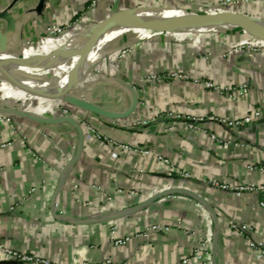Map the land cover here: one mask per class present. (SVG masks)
<instances>
[{
    "label": "crops",
    "instance_id": "1",
    "mask_svg": "<svg viewBox=\"0 0 264 264\" xmlns=\"http://www.w3.org/2000/svg\"><path fill=\"white\" fill-rule=\"evenodd\" d=\"M40 2L0 0V12L9 11L15 21L8 32L6 21L0 20V64L6 67L0 70V93L9 102L0 103V116L11 118L0 122V142L13 143L0 150V244L53 264H107L108 260L181 264L185 259L188 264H264L250 247L249 236L231 228V223L247 224L254 238L264 242V117L229 126L252 108L264 109V53L235 51L245 40L264 45L258 32L244 36L154 31L138 26L150 25V20L131 16L112 31L108 43L126 34L121 39L125 42L111 48L120 47L96 65L91 74L98 84L85 89L94 81H80L61 71L58 64L68 70L61 52L79 71L92 62L91 55L82 51L92 39L93 26L118 11L185 6L180 0H99L98 7L91 9L93 0H46L38 14ZM53 27L62 33L49 34ZM128 47L131 53L119 59ZM54 53L50 79L47 57ZM224 53L229 56L223 57ZM23 62L30 68L20 71L17 67ZM208 78L220 90L194 82ZM16 79L46 95L37 82L58 91L75 89L60 101L75 113L74 118L86 115L109 139L147 153L107 149L84 129L80 150V133L73 125L40 122L58 118L44 114L56 112L57 101L28 92ZM61 81L66 82L64 88ZM244 85L248 93L240 94ZM135 96L139 99L135 113L122 120L102 119L73 104L79 98L124 113ZM18 105L24 115L9 114ZM149 113L204 121L194 132L182 118H157L134 127L135 122L149 119ZM126 122L134 126L122 128ZM212 182L253 183L259 190L238 198L213 188ZM156 223L170 226L171 231L146 233ZM112 232L116 237L131 236L132 241L115 247ZM201 246L205 247L196 255ZM0 264L22 263L0 257Z\"/></svg>",
    "mask_w": 264,
    "mask_h": 264
},
{
    "label": "built area",
    "instance_id": "2",
    "mask_svg": "<svg viewBox=\"0 0 264 264\" xmlns=\"http://www.w3.org/2000/svg\"><path fill=\"white\" fill-rule=\"evenodd\" d=\"M48 33L49 34H57V33H62L61 28L59 27H53V28H49L48 29ZM245 43H243L242 45H239L235 51L236 52H243L245 51V48H249L251 51L254 50L257 51L261 48V53H264V45H253L249 43H246L248 46L243 47ZM257 48V49H256ZM202 84L205 88L207 89H213L215 87H213V84L211 82H206L205 85L203 83ZM249 90L248 85H244L241 90L239 91L240 94H247ZM2 98V97H1ZM0 98V103L1 106L6 105L5 102L8 104V101H3L4 98L1 99ZM2 100V101H1ZM14 103H12L13 105ZM57 110L56 112L51 111V112H46L44 114L47 115H51L54 116V114L57 115V117H72L74 118V113H72L63 103H57ZM13 110H19V111H23V107H17L14 106ZM171 117L169 118H181L182 115H173L170 114ZM264 117V109L262 108H252L251 112L244 117V119H242L241 121H236V122H231L229 123L230 127H233L235 125H246V124H251L253 122H255L258 118ZM79 125L82 127V129L85 130L84 125L86 124V120L85 118H74ZM103 119V118H102ZM160 119V118H159ZM162 119V118H161ZM186 121L187 127L189 129L190 132H194V131H198L200 130V124L204 121L203 118H195V117H184L183 118ZM11 120V118L9 116H0V122L1 123H7ZM157 119L152 120V122H156ZM210 120L212 121H217L219 123L222 124H226L227 121H225L224 119H217L215 117H210ZM90 122V121H88ZM150 121H144V122H137L134 125L130 124V123H126L125 125H120L122 128H126V129H130L132 128V126L134 127H138L140 128L142 125H147L149 124ZM92 126V124H91ZM88 132L91 133V135L95 138L96 141L104 144L106 146L107 149H113L114 147H118L120 150L125 151V152H139V153H147V150L145 149H140V148H134L130 145L127 144H118L117 141H113L111 139H109L107 136L103 135L98 129H96L94 126H92V128L88 129ZM212 138L214 140H217L216 135H213ZM13 143L11 141H3L0 142V150H7L8 148L12 147ZM159 160L166 164L169 165V161L163 157H160ZM251 171L254 170V168L252 166L249 167ZM173 170V169H172ZM187 176V175H186ZM188 177V176H187ZM213 188L219 189V190H223L225 192L231 193L232 195L241 198L244 195H248V194H252L257 192L259 189V187L253 183L251 184H231V183H225V182H212L211 183ZM132 195H135V192H130ZM231 228L237 232L238 234H247L249 236V245L253 250H256L258 252V255L262 258H264V242L262 241H257L254 238V233L252 232V228L244 223H231ZM146 233L148 232H159V231H163L165 233H168L171 231V227L170 226H162L161 223H156L151 225V227L146 229ZM187 231L189 232H196V229H192V228H188ZM111 242L112 245L115 247H119V246H123L126 245L128 243H130L132 241V237L131 236H123V237H116L115 236V232H112L111 234ZM143 236L147 237L146 234H144ZM205 246H201L196 255L200 253V251L204 248ZM0 257L4 258V259H11L14 260L16 262L22 263V264H30V263H39V264H53L50 263L47 260H44L42 258L36 257V256H32L26 253H21L19 251L16 250H12L9 249L7 247H5L4 245L0 244ZM189 263V259H185L181 262V264H188ZM107 264H113V262L111 260L107 261Z\"/></svg>",
    "mask_w": 264,
    "mask_h": 264
},
{
    "label": "bare ground",
    "instance_id": "3",
    "mask_svg": "<svg viewBox=\"0 0 264 264\" xmlns=\"http://www.w3.org/2000/svg\"><path fill=\"white\" fill-rule=\"evenodd\" d=\"M150 10H143L142 12H140L137 16H132L133 18H146L148 20L151 21L150 24H158V25H163L164 27L170 24H179L182 25L184 28H181V30L178 31H186V32H194V33H225V32H229L232 30H239L242 29L244 31H256L254 29V27H262L264 28V22L259 23V22H247V23H241V22H235V23H224L223 25L220 26H211L209 24V22L202 20L200 18V14L199 13H195L189 10H175V9H165V8H156L159 10H151L153 8H147ZM165 14L163 16H159V14ZM128 18V16H122L120 17L118 23L112 27L105 35H101L99 40L97 41V44H93L92 46V50H89L87 53L88 55H91L92 57V62L85 68L76 71L73 69V65L70 64V62L67 59V53H60V56L63 55V59L65 61V65L67 67V71L65 70L64 67H62L60 64H58L59 68L61 71L69 74V77L75 78V79H79L80 81H84L81 78H86L89 80H93L96 81V77L93 76L91 74L92 68L94 66H96L108 53L120 48H114L111 49L113 47H116L118 45H121L122 43L125 42V40H121L123 38H126V34L117 41H112L111 43H108L110 40V36L112 31L121 23L126 21ZM175 20H180L183 22H186L188 24L185 23H180L178 21ZM177 31V30H176ZM253 45H259L256 44L255 42L250 43ZM124 45V44H123ZM122 45V46H123ZM68 46L66 45L65 48H63L62 50L67 49ZM104 49H110V50H104ZM56 53V52H55ZM55 53L52 54L51 56L47 57V71L49 73V78L52 79V67H51V63L54 61L55 58ZM59 56V58H60ZM69 56V60H70V53L68 54ZM81 62V61H80ZM83 65V64H82ZM73 66V67H72ZM0 67L2 69H5L6 67L2 64H0ZM18 70L23 71L26 70V68H30V64L27 62H23L20 63L18 65ZM7 70V69H6ZM8 72V70L6 71ZM90 73V74H89ZM15 82L23 89L27 90L30 93H34V94H41L39 91L30 89L26 86H24L20 81H18V79L15 80ZM36 82V81H35ZM84 82H88V81H84ZM59 84L64 88L66 86V82L61 81L59 82ZM38 87L44 91L45 93L51 95L50 97H58V96H64L68 90H70V88L68 89V87L65 90H61L58 91L55 88L49 87L47 85H44L40 82H37ZM83 88V87H82ZM45 96H49L46 94H42Z\"/></svg>",
    "mask_w": 264,
    "mask_h": 264
},
{
    "label": "water",
    "instance_id": "4",
    "mask_svg": "<svg viewBox=\"0 0 264 264\" xmlns=\"http://www.w3.org/2000/svg\"><path fill=\"white\" fill-rule=\"evenodd\" d=\"M45 1L46 0H41L40 4L38 5L36 12L38 14H41L42 11L44 10L45 7ZM160 9V8H159ZM156 8H153L151 10H159ZM143 10H150V9H145V8H138V9H128L125 11H118L111 19H109L108 21L102 23V24H98L96 26H93L91 28V30L93 31V36L92 39L88 42V44L86 45L85 49L82 51V54L87 53L93 46V43L95 41L96 36L99 35H105L112 27H114L120 17L122 16H137L140 12H142ZM200 14V18L202 20H205L207 22H209V24L211 26H220L223 25L224 23H235V22H241V23H247V22H259L262 23L264 22V20L262 19H258V18H254L252 16H248V15H244V14H240V13H236V12H224V13H219L216 15H210V14ZM0 20H4L6 21L7 25H8V32L12 31L14 29L15 26V21L14 18L12 16V14L9 11H3L0 12ZM144 29H148V30H154V31H166V32H173L176 30H181V28H184L182 25L179 24H170L167 25L165 27H161L158 25H138ZM254 29L256 30V32H258V35L264 40V28L262 27H254ZM250 35H253L252 33L249 32ZM254 36V35H253ZM257 37V36H255ZM5 40L3 39L2 42H4ZM1 53L5 54L6 51L2 50ZM46 57V56H45ZM0 70L3 72V69L0 67ZM40 97L43 98H48V99H54V100H58V99H67V93L64 96H58V97H50V96H45L42 94H37ZM73 104H75L77 107L84 109L88 112H90L91 114H94L100 118L103 119H107V120H122V119H128L130 118L136 111L138 105H139V99L137 96H135V99L133 101V104L131 106V108L124 112V113H116V112H112V111H108L106 109H103L102 107L91 103L89 101L83 100V99H79V98H74V102ZM25 112L23 111H17V110H11L9 111V114H15V115H24ZM40 122L43 123H64L67 122L71 125H73L80 133V137H81V148L80 150H82V144L84 141V132L82 130V127L79 125V123L72 117H58V118H54V119H48V120H40Z\"/></svg>",
    "mask_w": 264,
    "mask_h": 264
},
{
    "label": "rangeland",
    "instance_id": "5",
    "mask_svg": "<svg viewBox=\"0 0 264 264\" xmlns=\"http://www.w3.org/2000/svg\"><path fill=\"white\" fill-rule=\"evenodd\" d=\"M180 2L185 7L184 8L181 7L178 10H189V11H192V12H195V13L210 14V15H216V14L221 13V11L223 12L225 10L228 11V12H234L235 11L236 13H240V14H244V15H248V16H252L254 18H258V19L264 20V0H180ZM98 5H99V0H93L92 5H91L90 8L91 9L92 8L93 9L94 8H97ZM218 34H220V35L221 34H230V35L231 34H234V35H244V36L250 35L249 32L244 31L242 29L232 30V31H229V32L218 33ZM244 42H245V44H244L243 47L248 46L246 43H249V41L245 40ZM248 50H251V49L245 48V51H248ZM115 52L116 51L114 50V51L110 52V54L111 53L113 54ZM248 52H251V51H248ZM252 52H254V50H252ZM130 53H131V50L128 47L127 49H125L124 51H122V53L120 52L118 58L119 59H123L126 55H128ZM254 53H261V48L259 50L255 51ZM227 56H229L228 53H224L223 54V57H227ZM95 69H96V66H94L92 68V71L91 72L93 73V71ZM148 80H151L152 81L153 79L152 78H149ZM194 82L195 83H203L204 85H205L206 82H211L213 84V87H215L212 90H214V91L220 90V88L212 80H210L209 78H208V80L195 79ZM97 84H98V82L97 81L96 82L94 81V82H91V83L86 84V86L84 88L86 89L88 87H93V86H95ZM72 90H75V89H70L69 92H71ZM1 97L2 98H5V96L1 95V93H0V98ZM41 98H43V97H41ZM46 99H48V98H46ZM50 100L51 101H57L56 103H60V101L63 100V99H58V100L50 99ZM5 104H7V103L5 102ZM18 106H20V105H18ZM141 106L143 108H145L146 110L148 109L147 104L145 102H142L141 103ZM70 111L72 113H74L72 110H70ZM149 114H150L149 119H145L144 121H146V120L152 121V120L157 119V118H160V119L161 118L162 119L163 118L168 119L169 117H171L170 114H173V113H170V114L168 113L167 115H162V116L161 115H156L155 113H149ZM45 115H47V114H45ZM2 117H4V116H2ZM77 117L79 119L83 117L86 120L90 121V122L86 121V124L84 125L85 131H88V129L92 128V126H93L94 123L92 122L93 120L90 119L88 116H86V115L78 116L77 115ZM181 118L183 119L184 116H182ZM176 119H179V118H176ZM144 121H142V122H144ZM135 123H137V122H135ZM91 124H92V126H91ZM121 125H125V123L124 124L121 123ZM169 130H170V128H169Z\"/></svg>",
    "mask_w": 264,
    "mask_h": 264
}]
</instances>
